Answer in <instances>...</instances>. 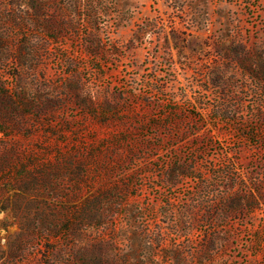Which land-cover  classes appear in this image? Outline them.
Wrapping results in <instances>:
<instances>
[{
	"label": "rangeland",
	"instance_id": "rangeland-1",
	"mask_svg": "<svg viewBox=\"0 0 264 264\" xmlns=\"http://www.w3.org/2000/svg\"><path fill=\"white\" fill-rule=\"evenodd\" d=\"M0 264H264V0H0Z\"/></svg>",
	"mask_w": 264,
	"mask_h": 264
}]
</instances>
